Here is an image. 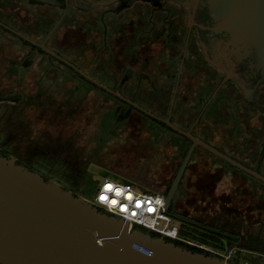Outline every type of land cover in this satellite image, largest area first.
<instances>
[{
	"label": "flooded vegetation",
	"instance_id": "obj_1",
	"mask_svg": "<svg viewBox=\"0 0 264 264\" xmlns=\"http://www.w3.org/2000/svg\"><path fill=\"white\" fill-rule=\"evenodd\" d=\"M117 5L82 9L73 0H60L57 4L0 0V22L15 30L0 23L1 79L6 86L15 83L13 94L22 95L11 102V110L24 103L40 109L50 124L67 128L69 134L65 138L79 142L75 128L80 126L81 105L66 94L75 89L78 78L75 74L83 73L52 55L41 46L44 44L126 98L102 87L123 100L117 103L107 96L104 106L107 111L121 107L118 121L124 139L153 161L154 175L140 180L145 187L151 183L168 194L186 155L182 156L184 144L190 140L191 146L193 142L164 119L170 118L177 127L207 140L208 127L215 125L227 103L233 106L237 127L236 152L232 157L264 175V82L254 96H248L235 78L223 82L228 73L206 60L198 31L191 25L188 7L174 0H162L161 7L142 0L122 10H116ZM1 60L10 63L8 69L1 67ZM9 74H14L18 82L8 79ZM61 74L69 75L70 80ZM89 91L96 89L92 87ZM94 106H84V116L90 117ZM7 139L0 133V152L16 156L20 163L30 167V162L18 154V143ZM203 148L201 145L195 148L170 210L174 215L234 237L175 216L181 223L192 225L190 235L186 236L191 247L218 253L232 264H245L232 260L233 251L243 247L264 254V181L236 165L235 168L207 165L210 175L220 176L211 178V183L204 182ZM46 177L81 195L79 178H55L53 174ZM197 191H200L198 197H194ZM189 194L197 204H191ZM231 194V199H227ZM203 230L209 232V237L204 236ZM193 235L209 239L210 245ZM217 236L230 239L229 253L220 252L222 246Z\"/></svg>",
	"mask_w": 264,
	"mask_h": 264
},
{
	"label": "water",
	"instance_id": "obj_2",
	"mask_svg": "<svg viewBox=\"0 0 264 264\" xmlns=\"http://www.w3.org/2000/svg\"><path fill=\"white\" fill-rule=\"evenodd\" d=\"M36 1L60 3V0ZM73 1L82 9L118 3L116 10H122L138 0ZM142 1L162 6V0ZM174 1L189 8L191 25L198 31L206 60L228 73L223 82L235 78L248 96H254L264 82V0ZM41 46L87 79L126 99L44 44ZM21 97V94L3 95L0 101H17ZM164 120L193 141L166 194L167 208H171L184 171L199 145L264 181V175L257 170L195 136L191 130L177 127L170 118ZM174 216L234 238L192 219ZM0 264L232 263L218 253L194 250L187 243L131 227L127 219L107 212L85 196L27 167L16 156L0 152Z\"/></svg>",
	"mask_w": 264,
	"mask_h": 264
},
{
	"label": "rangeland",
	"instance_id": "obj_3",
	"mask_svg": "<svg viewBox=\"0 0 264 264\" xmlns=\"http://www.w3.org/2000/svg\"><path fill=\"white\" fill-rule=\"evenodd\" d=\"M118 13V12H117ZM8 60V58H7ZM7 60L2 61L1 60V67L3 69H8V66L10 65ZM8 75V74H7ZM64 76V74H61V76ZM71 75V74H70ZM2 74H0V96L2 95H9L13 94L16 90L14 88L15 83L12 86H6L2 81ZM19 78V77H17ZM14 81L16 80V77L14 74H9V78ZM89 98V97H88ZM103 97L97 93L90 94V99L88 100L91 103H95L99 110L103 113V117L98 115L96 116L95 123H92V130L87 134L85 132H82V137L87 143L92 142V147L87 150V156L91 157V162L88 161L87 167L84 168V173L80 177L79 183H80V194L82 196H85L89 200H93L95 197L99 184L102 182L105 178H118L122 180H128L133 183L139 182L142 183L140 180H145V178L150 177L154 175V169H153V161L149 160L147 157H144L142 154H140V149L137 146H133V144L129 143L124 139V137L121 134L120 131V122L116 118V113L114 109L112 111H107V108H105L103 104ZM12 101H0V133L3 134V138H9L10 136V130H9V116H10V105ZM86 103V102H85ZM101 107H100V106ZM41 112V110H40ZM82 116L85 114V111H81ZM85 117V116H84ZM83 131V129H82ZM88 135V136H87ZM28 137H31L28 135ZM220 134H218L215 137V141L221 140ZM19 138H13V142L18 143ZM211 141V140H210ZM230 141V140H229ZM21 142V141H20ZM111 142L109 147L107 148L106 143ZM214 145H217L218 147L224 149L222 145H220V142H213ZM232 141H230L231 144ZM23 151L26 152V148L28 146V142H22ZM85 144V145H86ZM84 145V146H85ZM225 146V145H224ZM226 147V146H225ZM107 148V149H106ZM106 149V150H105ZM94 150H97V152H93ZM101 150H105V152H100ZM92 151V153H91ZM22 152V151H21ZM204 182L211 183V178H219L218 176H212L209 174L207 165L212 166V162H214V157L204 152ZM42 155V154H40ZM30 162V163H29ZM28 163L30 164V167H32L35 170H39L43 175L49 176L50 174H53V176L56 177H65L68 175H64L66 173L65 169L70 170L72 166H74V159L71 155L68 157L65 156V154L61 155L60 158L53 156L52 154H44L40 157H33ZM209 163V164H208ZM223 163V162H222ZM226 166V164H225ZM235 168V167H232ZM111 171V172H110ZM172 176V175H170ZM152 178V177H151ZM214 181V180H213ZM227 182V180H224ZM136 184V183H135ZM140 185V184H137ZM148 185V184H147ZM149 185H152L151 183ZM143 189H149L146 188L143 183L140 185ZM156 190V188H155ZM158 191H161L159 188H157ZM156 190V191H157ZM198 193L194 197H198V194L200 191H197ZM191 199V204L195 203L196 200L193 198L192 195L189 194ZM227 199H231V195H227ZM197 204V202H196ZM230 213L232 212V208H229ZM205 220V219H204ZM178 225L181 226L184 230L187 232L190 231V228L192 227L191 224H183L179 220H176ZM212 223V222H211ZM198 233H202L200 228H196ZM225 230H227L225 228ZM204 231V236L209 237L206 230ZM229 231V230H227ZM222 248L220 249L221 253H229V242L230 239L223 237V236H217L216 239ZM232 260L235 261H242L245 264H264V254L262 253H252L248 249H244L243 247L239 248V251H233L231 254Z\"/></svg>",
	"mask_w": 264,
	"mask_h": 264
},
{
	"label": "trees",
	"instance_id": "obj_4",
	"mask_svg": "<svg viewBox=\"0 0 264 264\" xmlns=\"http://www.w3.org/2000/svg\"><path fill=\"white\" fill-rule=\"evenodd\" d=\"M52 26H53V23L49 24L48 31ZM16 37H19V36H16ZM58 61L61 64H64L62 61H60V60H58ZM64 65L69 67L71 70H73V68H71L70 66H68L66 64H64ZM20 75L22 77L25 76V74H20ZM65 75L69 78V75H67V74H65ZM75 76H78V78H79L78 79L76 77L77 81H75V85H74L75 89H70L71 91H70V93L66 94V97L68 95V96L72 97L73 100H75L73 102L79 103L81 105L80 106L81 111L82 110L84 111V109H85L84 106L90 107L92 105H96L95 103H91L90 101L88 103V100L90 99L91 93L94 94V93L98 92V94L104 98L103 104H101V105H104L105 98L107 96H111L115 102L117 101V103L123 102V100H121L117 96H114L111 93L107 92L102 87L95 84L91 80L87 79L83 75L75 74ZM69 80H70V78H69ZM100 80H102V79H100ZM65 81H67V79ZM92 87L95 88L96 91H94V92L89 91V88H92ZM78 88H79V90H77ZM67 98L70 99L69 97H67ZM23 102H25V101H23ZM120 108L121 107H117V109H116L114 107V111L116 113L117 119H121V116H120V112H121L120 110L121 109ZM92 110L93 111L91 112L90 117L85 116L86 117L85 118L84 115L82 116V114H81L80 126L75 128L79 132L78 133V135L80 137L79 142H77V141L73 142L71 137L65 138V136H67L69 134L67 128L64 126L58 125V124H54V123L50 124L46 119L47 118L46 114L40 112V109H37V110L32 109V108L26 106L25 103L23 105H17L14 107L13 110L10 111V116H9L10 125L8 127L10 130V137L7 139V141L10 142L13 138H16V137L19 138L18 139L19 142L17 145L19 147V153L18 154L23 156L22 158L24 159V161H30L33 157H37V156L40 157L44 154H52L53 156L58 157V158H60L61 155H63V154H65V156H67V157L69 155H71L74 159V166H72L70 170L65 169L66 174L70 177L80 179V177L84 173L83 167H87V165H88L87 160H89V162H91V160H92L91 157L87 156L86 152L89 149V147H90V149L93 148L92 142L86 144L87 141H85L83 139L82 132H85L88 134L92 130L91 122L95 123L96 116L100 115L103 117V113L99 110V108L97 106H94V109H92ZM233 117H234L233 106L227 103L226 109L221 113L220 117L216 120L215 125L208 127V130L210 133V138H207V140L205 139L211 145L216 146V148L222 150L223 152H225L231 156H234V153L236 152V146L234 145V143L236 142V139H237L236 138L237 137V134H236L237 127L235 126V122H234ZM45 121H47V123H44ZM82 129H83V131H82ZM218 134H220V136L222 138L219 141H215V137ZM28 135H30L31 137H28ZM210 140L213 142H216V143L220 142L219 144L222 145V147L224 149L218 147L217 145H214L213 143H211ZM229 140L232 141L231 144H228V143H230ZM23 141L26 143L28 142V146L25 150L26 152L23 151V147H22ZM8 142H6V143H8ZM74 143H75V146H74ZM110 143L111 142L106 143L107 148L109 147L108 145H110ZM190 143H191V141L188 140L184 144L185 148L183 149V155L182 156H184L186 154V152L188 151ZM66 145H69V146L67 147ZM203 149H204L205 153H209L214 157V162H212L213 167H219L222 165L225 166V164H226L225 167H235V165H233L230 162H228L227 160L219 157L218 155L212 153L211 151L207 150L206 148H203ZM105 150H101L100 152H105ZM93 152L96 153L97 150H94ZM91 153H92V151H91ZM40 154H42V155H40ZM126 181H128V180H126ZM146 188H149V189L154 190V191L157 190V188L152 186V185L151 186L149 185ZM155 188H156V190H155ZM181 233L184 237L190 235L183 228H181ZM193 237L197 240H200L201 242H204L205 244L207 243L210 245V243H211V241L207 238H204L201 236H194V235H193ZM192 248L194 250L205 251V252L211 253L209 251L202 250L201 248H194V247H192Z\"/></svg>",
	"mask_w": 264,
	"mask_h": 264
},
{
	"label": "built area",
	"instance_id": "obj_5",
	"mask_svg": "<svg viewBox=\"0 0 264 264\" xmlns=\"http://www.w3.org/2000/svg\"><path fill=\"white\" fill-rule=\"evenodd\" d=\"M92 201L107 212L127 219L131 227H141L177 242L190 243L182 235L174 214L167 208L165 193L143 189L131 181L107 177L100 182Z\"/></svg>",
	"mask_w": 264,
	"mask_h": 264
},
{
	"label": "crops",
	"instance_id": "obj_6",
	"mask_svg": "<svg viewBox=\"0 0 264 264\" xmlns=\"http://www.w3.org/2000/svg\"><path fill=\"white\" fill-rule=\"evenodd\" d=\"M137 184V183H136Z\"/></svg>",
	"mask_w": 264,
	"mask_h": 264
}]
</instances>
